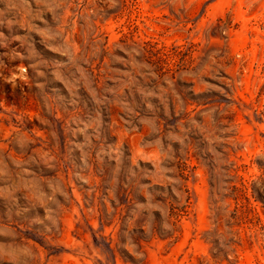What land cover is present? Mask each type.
I'll return each instance as SVG.
<instances>
[{
  "label": "rangeland",
  "instance_id": "obj_1",
  "mask_svg": "<svg viewBox=\"0 0 264 264\" xmlns=\"http://www.w3.org/2000/svg\"><path fill=\"white\" fill-rule=\"evenodd\" d=\"M0 264H264V0H0Z\"/></svg>",
  "mask_w": 264,
  "mask_h": 264
}]
</instances>
